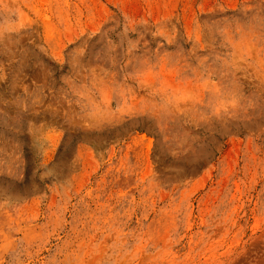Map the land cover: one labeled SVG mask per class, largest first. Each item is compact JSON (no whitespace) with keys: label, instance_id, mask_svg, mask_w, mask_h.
Instances as JSON below:
<instances>
[{"label":"rangeland","instance_id":"374dc122","mask_svg":"<svg viewBox=\"0 0 264 264\" xmlns=\"http://www.w3.org/2000/svg\"><path fill=\"white\" fill-rule=\"evenodd\" d=\"M0 264H264V0H0Z\"/></svg>","mask_w":264,"mask_h":264}]
</instances>
